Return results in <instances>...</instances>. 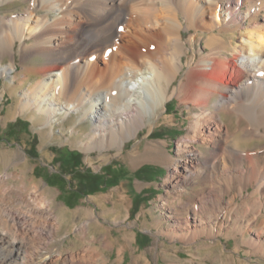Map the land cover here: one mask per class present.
I'll use <instances>...</instances> for the list:
<instances>
[{"label":"bare ground","instance_id":"bare-ground-1","mask_svg":"<svg viewBox=\"0 0 264 264\" xmlns=\"http://www.w3.org/2000/svg\"><path fill=\"white\" fill-rule=\"evenodd\" d=\"M16 2L24 3L21 11L0 13V76L8 79L16 114H32L53 137L59 120L91 119L81 139L67 140L85 152L122 153L173 97L193 106L175 155L166 142L147 147L170 158L162 202L170 224L158 236L208 248L198 255L208 252L206 263L218 257L248 264L264 254V0H0V7ZM15 164L33 171L25 153ZM15 173L0 175V264H94L92 246L53 249L70 212L58 213L56 196L48 199L38 185L11 188ZM82 223L77 231L88 236L90 222ZM221 236L234 238L237 251L246 247L248 257L228 253ZM123 238L119 263L132 241ZM103 246L113 248L110 233Z\"/></svg>","mask_w":264,"mask_h":264},{"label":"rangeland","instance_id":"rangeland-1","mask_svg":"<svg viewBox=\"0 0 264 264\" xmlns=\"http://www.w3.org/2000/svg\"><path fill=\"white\" fill-rule=\"evenodd\" d=\"M23 7V2H16L0 7V13L19 12ZM186 32L184 34L188 35L192 31H188V34ZM124 37V43H130L127 42L130 39L128 33ZM5 60L8 62L10 59ZM17 61H19V56H17ZM105 62L104 59H99L100 66H104ZM18 67L21 68L20 65ZM182 74L174 81V84H178ZM32 79L29 84L36 80L34 77ZM7 81L6 76H0V92L3 94L0 95V175L5 176L6 172L15 171V175L8 181L11 188L21 182H25L32 190L35 185H38L39 192H43L48 199L53 200V196H56L52 207L58 213L62 214L64 210L70 212L64 217L58 241L52 243L54 250L65 254L92 246L97 252H95L94 264L105 263L104 259H106L105 264H222L218 257L206 263L210 256L208 252L202 258L198 257L200 252L208 248L198 249L192 244L187 245L182 241H171L166 236H158V230L163 227L165 229L170 224L169 221L164 220L167 209L162 205L169 190L165 179L169 172L170 158L163 149L159 148L156 154H152L147 152V147L149 143L166 142V150L175 155L177 141L188 131L191 116L189 111L190 109L196 110L193 106L180 104L179 100L173 97L167 101L164 116L151 118V121L149 120L148 124L139 130L137 136L126 141L122 153H118L116 148L105 151L93 149L85 152L78 143L72 144L67 137L81 139L83 133L91 129V119L84 122L77 121V117L59 120L55 123L56 137L48 136L47 133L41 132L39 125L41 120L34 118L30 113L16 114L15 99L5 89ZM16 96L19 97L20 93ZM150 122L153 123L152 132L149 131ZM72 126L80 129L81 133L73 135ZM70 151L77 155L80 153L72 158L76 165L75 168L83 170L102 173L111 165L115 170L122 166L131 172L145 166L147 168L141 177L129 176L122 178L115 185L92 194L71 197L67 195L70 185L72 184L71 188L75 190L78 182L70 166L60 160L61 154L64 159H68ZM24 153L29 157L33 171L30 169L25 173L16 166L15 162ZM88 154L92 156L93 162L89 161ZM54 173H61L66 183L60 178H53ZM63 185L66 188L64 191L58 187ZM97 186L98 184H93L89 187L96 188ZM80 189L87 191L88 187H80ZM252 189V186L249 187V190ZM240 200L238 198V201ZM115 203L118 204L117 208H115ZM14 204L19 208L25 206L16 204V202H13ZM70 216L73 220H70ZM93 217L98 222L93 221ZM257 218L259 221L260 217L257 216ZM159 219L163 221L162 226L158 224ZM82 222H90L88 236L84 234L82 237L77 231L79 225L83 224ZM109 233L113 239V248L107 249L103 243ZM124 236L132 241L126 244L122 255L124 259L122 263H119ZM221 241L227 244L228 253L232 252L235 257H240L242 260L248 257L246 247L240 251L236 250L234 238L226 239L221 236ZM167 247H169L168 252L162 253L161 251ZM220 247H223L222 244ZM215 249L218 250L217 247ZM39 259L34 264H58L48 263L43 258ZM233 264L244 263L234 262ZM248 264H264V254L256 252Z\"/></svg>","mask_w":264,"mask_h":264},{"label":"trees","instance_id":"trees-1","mask_svg":"<svg viewBox=\"0 0 264 264\" xmlns=\"http://www.w3.org/2000/svg\"><path fill=\"white\" fill-rule=\"evenodd\" d=\"M70 156H68V159H64L63 154L60 155V160L64 163V164H68L73 172V175L75 177V180L78 182L77 184V189L73 190L71 188L72 184L70 185V191L68 192L67 195L73 197L74 195L77 196H81L82 195H87V194H92L96 191L99 190H103L107 187H110L112 185L117 184L122 178H126L129 176H136V177H141L143 172H145L147 166L135 171V172H131L125 168H123L122 166L118 169L115 170L113 168V166H109L104 172H93L91 170H83L81 168H75L76 165L74 164V159L72 158V156H78L77 154H75V152L70 151ZM54 177L55 179H62L63 181H65L66 183V179L65 177L61 174V173H54ZM93 184H98V186L96 188H91L89 187L90 185ZM60 188L63 189V191L66 189L65 185L63 186H58ZM80 187H88L87 191H82L80 189ZM69 188V187H68ZM66 195V197H68Z\"/></svg>","mask_w":264,"mask_h":264}]
</instances>
